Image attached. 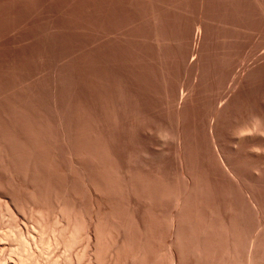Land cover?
<instances>
[{"label":"rangeland","instance_id":"rangeland-1","mask_svg":"<svg viewBox=\"0 0 264 264\" xmlns=\"http://www.w3.org/2000/svg\"><path fill=\"white\" fill-rule=\"evenodd\" d=\"M241 73L250 91L234 93L226 86ZM263 94L264 0H0V201L26 204L35 186L49 210L58 193L86 213L110 212L133 247L169 264L175 196L194 181L188 262L224 264L233 246L198 240L231 220L212 115L228 95L222 121Z\"/></svg>","mask_w":264,"mask_h":264},{"label":"bare ground","instance_id":"bare-ground-1","mask_svg":"<svg viewBox=\"0 0 264 264\" xmlns=\"http://www.w3.org/2000/svg\"><path fill=\"white\" fill-rule=\"evenodd\" d=\"M242 76L243 74L241 77L238 76L239 79L236 77V82L226 87L234 93L250 91V85L243 80V78L247 79L246 75L243 78ZM231 95H228L226 102L221 103L220 101L222 105L219 106L217 103L220 107L218 113L231 105L234 99ZM235 105L237 108L234 107L236 110L233 111L235 113L238 111V114L227 116L226 119H228L222 121L221 114L214 113L210 125L220 176L230 191L231 198L228 208L231 220L224 222L220 226L221 229L218 228L221 230V236L198 240L204 243L223 242L233 246L231 258L224 264H238V246L245 247L242 264H264V196H261L264 193V97L249 110L246 108L242 111L236 103ZM230 112L232 114V111ZM221 126L225 130L222 131ZM165 133L161 132L162 136L166 135ZM3 141L0 140L2 143ZM88 184L96 197L100 195L101 189L98 185L91 182ZM236 189L241 193L240 198L235 193ZM188 190L185 194L180 192L175 196V213L172 217L170 216L169 225L171 239L167 242L169 243L167 252L169 264H189L188 257L192 242L190 235L198 228V221L192 215L196 210L195 204H197L193 199L194 192H197L194 181H190ZM35 191L36 187L31 186L29 201L26 204H21L11 195H4V201H0V264H62L63 261L70 264H82L84 258H88L89 264H159L160 255L158 253L148 257L145 246L133 247L127 225L110 212L105 213L106 215L102 214L101 210L93 214L86 213L81 204L70 203L57 192L53 209L49 210L42 205L43 203H39V199H36ZM150 198L157 206L158 195L155 188L152 193L150 192ZM3 217H7L6 222L1 221ZM247 217H252L253 222L237 221V218ZM78 244L82 245L81 250L75 252L73 249ZM59 249H63V256L58 255L59 252L56 253Z\"/></svg>","mask_w":264,"mask_h":264}]
</instances>
